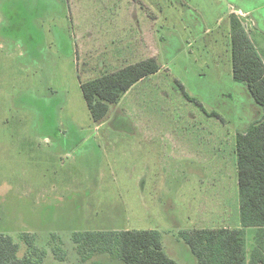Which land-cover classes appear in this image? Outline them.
I'll use <instances>...</instances> for the list:
<instances>
[{"label":"rangeland","instance_id":"obj_1","mask_svg":"<svg viewBox=\"0 0 264 264\" xmlns=\"http://www.w3.org/2000/svg\"><path fill=\"white\" fill-rule=\"evenodd\" d=\"M233 15L264 60V0H0V234L18 244L20 258L43 252V264H126L118 253L83 258L75 234L140 226L121 184L129 172L114 170L112 150L94 137L177 129L157 117L164 114L157 97L181 129L222 137L264 115L247 85L231 78ZM148 58L159 62L158 78L120 99L84 96L83 84ZM153 93L152 104L140 103ZM223 153L214 151L211 164ZM209 178L195 189H224ZM172 236L180 263L195 264ZM254 238L248 231V257Z\"/></svg>","mask_w":264,"mask_h":264},{"label":"crops","instance_id":"obj_2","mask_svg":"<svg viewBox=\"0 0 264 264\" xmlns=\"http://www.w3.org/2000/svg\"><path fill=\"white\" fill-rule=\"evenodd\" d=\"M231 6H235L240 11H248V13L253 10L243 9L239 3H229V7ZM259 9L261 7H256L254 10ZM124 66L126 65H122L121 68ZM161 72L162 70L141 80L132 88L147 79L158 78ZM231 72L233 79V70ZM158 89L160 87L153 90L157 92ZM157 95L153 93L150 97L146 96L140 99V103L148 104L151 101L152 104ZM157 99L161 100V107L164 110V114L157 117L177 124V129H132L116 133H96L94 138L101 139L98 144L99 148L104 147L106 152L107 149L112 150L109 159L110 164L115 166L114 170L129 172L128 179L122 181L121 184L129 186V211L140 224L131 230L159 231L167 255L179 264H183L176 257L171 244L167 242L170 239L173 241L172 235H174V243H177L179 247L184 245L183 239L181 241L176 238V235L185 230L239 229L242 227L236 138L238 132L245 131L250 125L242 130L228 131L224 137L212 130H183L166 113V110L170 108L165 104L166 99L158 97ZM136 104H138V99ZM190 123L187 122L188 125ZM70 135L72 136V133ZM71 136L69 138H72ZM64 138L68 139L67 136ZM85 139L91 138L87 136ZM218 150L224 153L219 156L218 162L211 164L213 152ZM207 163L211 165L202 167ZM230 172L233 173L228 176ZM207 175L210 176L207 182L211 187L214 188L221 184L224 189L221 191L195 189L197 186L200 187V177L202 176L205 180ZM128 230L130 229H125V231ZM249 232L255 234L254 230H249ZM185 244L188 246L186 242ZM191 252L186 248L185 253L191 259L195 257L196 264L198 260Z\"/></svg>","mask_w":264,"mask_h":264},{"label":"trees","instance_id":"obj_3","mask_svg":"<svg viewBox=\"0 0 264 264\" xmlns=\"http://www.w3.org/2000/svg\"><path fill=\"white\" fill-rule=\"evenodd\" d=\"M248 12V11H246ZM233 80L245 83L264 111V60L240 18L231 17ZM161 70L148 58L106 73L82 85L87 99L118 93V99L141 80ZM187 99L189 96L185 93ZM213 115H217L213 113ZM236 156L239 186V229H193L180 233L200 264H264V115L237 133ZM255 231V248L248 257L246 237ZM31 248V238L27 236ZM83 258L101 252L118 253L126 264H179L163 248L159 231H89L75 234ZM12 237L0 234V264H43L44 253L24 257ZM33 251H39L35 249Z\"/></svg>","mask_w":264,"mask_h":264}]
</instances>
